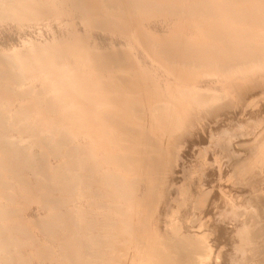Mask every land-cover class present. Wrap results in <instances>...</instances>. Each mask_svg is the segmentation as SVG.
Instances as JSON below:
<instances>
[{
    "label": "bare ground",
    "instance_id": "1",
    "mask_svg": "<svg viewBox=\"0 0 264 264\" xmlns=\"http://www.w3.org/2000/svg\"><path fill=\"white\" fill-rule=\"evenodd\" d=\"M149 17L163 18L161 23L166 30L157 32L145 24ZM63 18L77 21L65 23L66 34L63 30L64 33L54 32L45 42L31 40L30 48L21 46L4 50L0 47V264H118L127 249L123 251L117 242H129V246H124L134 248L135 252H132L139 258L138 263L143 260L141 264H218L215 260L219 257L217 243L224 240L230 243V240L231 249H235L233 245L237 241L234 238L232 241L233 230L241 232L245 221L235 220L232 217L234 208L228 206L216 190L207 189L206 194H201L202 199L195 201L198 209L206 207V212L199 214V220L207 217V223H202L205 231L200 233L203 235L199 234L197 238L196 233L192 236L193 233L186 231L188 227L183 228L182 233H177V228L174 235L178 236L161 234V217L155 210L164 204L159 202L166 196V189L160 184L165 187L172 179L165 180L167 161L160 151L164 141L160 145L156 142L161 136L157 137L158 126L173 117V121L168 118L173 124L169 126L181 129L180 134L175 135L171 130L179 142L180 137L188 132L191 119L201 113L194 108L186 110L185 104L192 102L197 107H204V104L212 103V112H215V107L228 100L229 97L223 98L229 90L228 85L235 84L236 79L252 78L247 84H236L241 103L255 102L256 97L264 93V0H0V21L33 20L36 23ZM97 30L111 35L100 46L90 40ZM117 36L124 41L122 44ZM124 46H127L126 51ZM136 46H140L141 52L154 62V66L140 62L143 54L133 49ZM116 71L126 77L120 78L121 73L117 75ZM163 72L172 73L175 83L163 76ZM208 76L216 79L200 81ZM120 81L126 86H119L123 88H118L120 90L115 88L118 91L114 94L113 85ZM254 87L258 91L250 94L249 88ZM125 94L127 98H124ZM136 96L141 101L136 107L146 106V100L145 103L152 104L153 109L159 105L153 116L154 125L145 129L144 125L140 127L139 120L134 119L135 110L124 103L133 101ZM213 101L218 102L215 105ZM68 107L71 111H66ZM81 107L85 111L82 112ZM263 110L255 113L257 117ZM48 118L53 120L46 121ZM90 122L96 123L91 129L93 136H89L90 132L89 135L83 134L86 131L81 133L84 140L93 138L86 144L90 153H94L88 158L85 143L82 148L74 139L81 138L77 134ZM145 131L151 134L149 138L152 137L146 138V142L143 141L147 135ZM103 144L113 145L114 153H110L114 156L113 165L115 163L117 167L112 168L109 162L107 165L118 169L115 174L121 178L122 172L129 169L128 176L119 182L107 177L108 172L102 168L103 156H96ZM260 159L261 164L263 151ZM259 165L256 164V168ZM160 179L163 182L159 183ZM246 185L252 189L256 187L253 183ZM243 197V203L253 201L247 197L243 200ZM207 199L210 202L206 204ZM103 200L114 204L108 206ZM30 204L43 213L27 215ZM97 213H103L105 217L99 219ZM111 213L117 219L122 218L124 223L111 226V218H108ZM231 217L240 225L228 229L224 223H228ZM196 221L197 218L191 221V229L199 224ZM252 225L255 224L252 222ZM124 226L127 234L125 232L123 238H117ZM197 227L201 229V225ZM254 228L247 230L251 234L244 231L245 236L248 235L246 244L253 246L256 243L255 247H249L250 250L258 249L259 243H264V231L261 233L256 227L261 233L258 232V237ZM207 248V255L205 251L202 255L201 250ZM227 255L224 253V260L226 258L229 264L237 261ZM240 255L241 264H264V252L260 250L246 257Z\"/></svg>",
    "mask_w": 264,
    "mask_h": 264
},
{
    "label": "rangeland",
    "instance_id": "2",
    "mask_svg": "<svg viewBox=\"0 0 264 264\" xmlns=\"http://www.w3.org/2000/svg\"><path fill=\"white\" fill-rule=\"evenodd\" d=\"M63 19H60V20H50V21L49 20L37 21L36 23L33 20L32 21H18V22L17 21H13V20H6V21L5 20H3V21L1 20L0 22H2V23L0 24V47H1V49L4 48V50L10 49V48L13 49V47L14 48H22L23 46H27V47L30 48L31 44L29 43V41H31V40H33L36 43L45 42V39H49L54 34V32L60 31V33L61 32L64 33V31H65L64 34H66L67 29H66V27L64 28L65 23L66 22H69L70 23L73 20H70V19H64L63 20ZM161 19L163 20V18H150L149 17V18L145 19L144 23L147 24V25H149L150 27L154 28L155 31L163 33L166 30V28H164L165 25H163V23H161V21H162ZM166 20H167V18H166ZM40 22H42V23H40ZM73 22H77V21L75 20ZM79 27H82V26L79 25ZM45 28H47V29H45ZM92 34L93 35H92V37H91L90 40L93 43H95V44H97L99 46H100V44L102 42H106L107 38L109 36H111L110 34L104 32V31H101V30H97V31H95V33L93 32ZM118 40H119V37H118ZM121 41L122 40H119V42L122 44L124 41H122V42ZM171 43L173 44V42H171ZM117 44H119V43H117ZM139 47L140 46H136L133 49L134 50H137L139 53H142ZM187 47L188 46H186V48H185L186 49L185 53H187V49H188ZM190 47H192V46H189V48ZM117 48L118 49L120 48V51L122 49L121 47H117ZM123 49L124 50L127 49V46H124ZM190 49H192V48H190ZM149 54H151V53H149ZM142 61L144 63H146V64L149 63L148 64L149 66H154V62L153 63L150 62L149 58L147 56H145L144 54H143V59L140 60V62H142ZM78 65H80V64H78ZM73 66H77V65L76 64H73ZM117 73H114V74L116 75ZM119 73H121V74L119 75ZM119 73L117 75L121 76L120 78H123L122 76H124L123 75L124 73L123 74H122V72H119ZM169 74L170 73L163 72V76L168 77L170 79V81L173 80L172 82L175 83L174 81L176 79H174V75L172 73L170 75ZM171 76H173V77H171ZM124 77H126V75ZM211 78L212 77H210V76L206 77L205 79L204 78H200V81H202V80H206L207 81L208 79H211ZM212 79L214 80V79H216V77H213ZM248 79L249 80H245V79H242V80L241 79H238L237 80L236 79L235 80L236 82H234V80H231V82H234L235 83L232 86L227 84L229 86V88H228L229 90L226 92L227 94H225L223 100L225 98H228V97L229 98H228V100H225L224 103H223V100H221V102L224 105L227 104V103H229V104H227L225 106L224 105H222V106L218 105L217 106V107H221L223 109H219V108L215 107L216 108L215 109L216 111L215 112L214 111L212 112V109L214 107V104L211 105L212 103L211 104L208 103L206 105L204 104L203 105L204 107H202V106L197 107L195 105V103L189 102V105H187V103H188L187 102L185 104L186 106L184 107L186 110H188L190 108H194L197 112L200 111L201 113L199 112L200 114L196 115L197 118H194L193 117L191 119L192 122L191 121L189 122L190 125L188 126V129H187L188 132H186L184 136H181L180 139L178 138L179 139V142H178L177 138H174L173 137V134L174 135L175 134H178V132L180 134L181 129L180 130H175V129H173V127L169 126V125L172 124V122L170 121V119L172 121L174 120V119H172L173 117H168L170 119L167 118V120H166L167 124H166L165 121L163 122V123H165L166 126L165 125H162L163 123H161L159 125L161 127L158 126L160 133L158 132V136L157 137H159L160 135L161 136L159 137V139L158 138L156 139L157 140L156 142L157 143L159 142L158 145H160V143H163L162 141H164V144H163L164 147L162 148L163 150H160V151H162L163 154H164V156H166V160L165 161H167L166 164H165V166H164V167H166L165 168V174H164L165 180L167 178H169V179L171 178L172 179V182H169V185L166 184L167 186H165V187L163 186L164 184L161 183V182H163V180L162 179L159 180V183H161L160 184V187L162 189H164V188L166 189V196L164 198H162V200H165V202L162 201L161 199H160V202H159V204H161V203H164V204L162 206H160V208H157L155 210L156 211V215L159 214L160 217H161L160 218V229L162 228L161 229L162 230L161 231V234H164V235H167V236L170 235V234L171 235H174L177 232V230H176L177 228H178V231H179L177 233H182V231H184L183 228L188 227L186 231L190 232L191 235L193 233L192 236H195V234L198 233V234H196L197 235L196 237L198 238L199 234H201L200 232L205 231V230H203L204 228L202 227V223L203 224H206L207 223L206 222L207 217H203L202 219L199 220V214H200V212L205 213L206 212V210H205L206 207L203 206L205 208V209H203L202 206H201L200 209H198L195 206V201H196V199H199V198L202 199L203 195H201V194L202 193L203 194H206L205 191H207V189H208V191H210V190H212V191L214 190L215 191L216 190L215 192L217 194H219V197L222 198L223 200L227 201L228 202V206H230L231 208H234L235 211L233 209L232 210L235 212V214L232 217L235 218V220H238L240 222L245 221V223H242L244 227H243V229H242L241 232H239L238 229H237L238 230L237 233H236V231L233 230L232 241H233V238H234V240L236 239L235 241H237V242H235L236 244L233 245L235 247V249L233 248L234 251L231 249L232 245H231V241L230 240H229L230 243H228L226 240H224V242L220 241L221 243L218 241L219 243H217L216 246H217V252L219 254V257H217L215 259L218 262V264H224V263L225 264H229L230 263V262L226 261V258L224 260V253L225 254L226 253L229 254L227 256L230 257V258L233 257V260L234 259L235 260L237 259V261L234 264H241L242 261L240 262L241 259H240L239 255L242 252H244V253H242L240 255L242 257L243 256L246 257L247 255L249 256L250 254L254 253V251H256V250H260L261 253L264 252V250H263L264 249V243L262 244L260 242L259 243L260 244L259 247L261 245L262 246L260 248L258 247V249L251 248L253 250L252 251V250H250L249 247H255L256 246L255 245L256 243H254L253 246L252 245L249 246L248 244H246V241L247 240L245 238V237L248 236V235L247 236H245V235H246V232H247V230L249 228L251 229L253 227H255V228L257 227V229L258 228L260 229V230L259 229L258 230L261 233H262V230L264 231V228H263L264 227V218H263L264 215H262V214H264V212H263L264 210H262L264 208H260L261 206L264 207V196H263L264 195V190L262 189V187L264 188V175L261 173V172L264 173V166L262 165V164H264L263 163L264 161L261 164L259 163V162H261L260 161L261 160L260 158H262V151L264 152V110L262 111L260 117H257V115L255 114L258 111H259L258 113H260V109L261 108L264 109V93H260V95L258 97H256V99L254 100L255 102L250 101L251 103L249 104V102L244 101L245 103L244 102L241 103L239 101L240 99L238 98L239 97L238 96V90H237V87H236L238 85H236V84H239V83L240 84H242V83L243 84H245V83L247 84V82H249V81L251 82L252 81V78H248ZM226 80L228 81V79H226ZM244 81H246V82H244ZM120 83L122 85L124 82H121L120 81ZM120 83L117 84V82H116L115 84H117V86L115 87V84H114L113 85L114 86L113 88L114 89L115 88L118 89L120 87H125L126 86V85L125 86H123V85L121 86ZM215 85L217 87L219 84L216 82ZM231 87H232V89H231ZM117 89L114 90V94L118 90L123 89V88H120L118 90ZM253 89L252 88L251 89L249 88V90H250L249 93L250 94L256 93L258 91V89L255 88V87ZM234 90H237V92L234 91ZM251 90H253V91L251 92ZM165 93L166 92H164L163 94H165ZM236 93H237V95H236ZM118 94H119V92H118ZM126 96L127 95L125 94L124 95V98H127ZM162 97L165 98V99L166 98H169L166 95H163ZM122 98L123 97H121L120 99L122 100ZM134 98H132L133 101H131V102L129 100H128V103L127 102H124V100L122 102H124L127 106L129 105V107H130L131 110H133V111L135 110V112H134L135 113V118L134 119L137 122L140 121L139 122L140 127L144 125L143 128L145 129V127L147 128L149 126L154 125L153 123H155V120H154L153 116L158 111L157 108H158L159 105L158 106H155L156 109H153V105L152 104H149V102L148 103H145L147 101L146 100V101H144V105H146V106H143V108H144L143 109L141 107V105H139V107H136V106H138V103L141 102L140 101V98H138V96H136ZM214 102H215V105H216L218 101H213V103ZM148 105L150 106L149 108H148ZM68 108H66V111H71V109L70 108L68 109ZM83 108L84 107H81L82 112L85 111V108L84 109ZM250 108H252V109H250ZM146 109H148V110H146ZM218 109H219V111H218ZM87 110H89V109H86V111ZM98 110H100V106H99V109ZM202 113L205 114V115H203ZM214 113H217V114H214ZM138 114H139V116H138ZM142 115H143V117H142ZM151 115H152V117H150ZM253 115L254 116L256 115V116L253 117ZM49 119L50 118L46 119V121H48ZM51 120H53V119H50L49 121H51ZM145 120H146V122H144ZM204 120H205V122H204ZM209 120H210V122H209ZM149 122H151V123H149ZM221 122H223V123H221ZM146 123H147V125H146ZM92 126L95 127L96 126V123L95 122L87 123V125H85L84 128L82 127L83 130L79 131V134H77V135L78 136H81V138H83L85 134L87 135L90 132L89 133L90 135L89 134L88 135L89 136H91V135L93 136L92 130H91V129H93ZM87 127H89V128H87ZM165 127H166V129L168 128L167 131L165 130L166 132L164 131V129L162 130V128H165ZM85 128H87V129L85 130ZM196 128H197V130H196ZM171 130L173 131V134H172V131ZM83 131H86V132L83 133ZM193 131H194V133H192ZM145 132H144V135H145ZM81 133H83L84 135L81 134ZM149 136H151V134L149 135V133H147V135H145V137H143V139L145 138V140H143V139L142 140L146 142V138L147 139L152 138V137L149 138ZM78 138H80V137H77L76 139H74V140H76V142L74 140L73 141L77 145L79 143V145H81L82 148L88 143V141L90 139H93L92 137H90V139H88V140H84V138L83 139H81V138L78 139ZM78 140H80V141L82 140V142L80 143V142H78ZM83 140H84V142H83ZM239 140H241V142ZM91 141H92L91 143H93V140H91ZM82 143H85V145H83ZM103 145L105 146L106 144H103ZM107 145H106L107 147L105 146L106 148L104 146L103 147L100 146V149L101 150L98 149L96 151V156L97 157H100V156L102 157L103 156L102 158L101 157L100 158H101V160H104L102 162V165L104 164L103 165L104 167H102V168L105 169L108 172L107 173V177L109 176L110 178H115L114 181L116 180V182L117 181L119 182L121 179L126 178V176H128L127 174H128L129 169L128 170L126 169V171H127L126 173L127 174L124 173V172H122L123 174L121 173L122 174L121 175V178L117 174H115L116 170H118V169H116V170L115 169H112L113 166H115V163L113 165V160H114L113 158H114V156H113V154H111L113 152V149H112L113 145H111V144H107ZM86 147H84V148L85 149H88V146L87 145H86ZM108 149H109V151H108ZM87 151L86 152L88 153V156H89L88 158H91L92 156H94L93 155L94 153L93 154H92V152L90 153V150L89 149ZM110 151H111V153H110ZM148 151L150 152V150H148ZM100 153H101V155H100ZM109 153L111 154V156L109 155ZM106 154H108V155H106ZM104 156H106L107 158H104ZM108 156H110L109 157L110 159L108 158ZM100 158H98V159H100ZM104 162H106V163H104ZM240 162H242V163L245 162V163L243 165L242 163L239 164ZM107 163L110 164L112 168L110 167V165H107ZM238 164L240 165L239 167L237 166ZM256 164H257V166L260 164L259 167H258L259 169L256 168L257 167ZM244 166H246V167L244 168ZM107 167H108V169H107ZM115 167H117V166H115ZM252 167H253V170H252ZM254 168H255V171H254ZM240 171L242 173L243 172L244 173L242 174ZM248 171L249 172L251 171V173L249 174ZM82 172L84 173V171H82ZM239 173H241L242 175L239 174ZM124 174H125V176H124ZM253 174H256V175H253ZM161 176L163 177V174H161ZM250 177L252 179L254 178V180H252ZM255 177H257V178H255ZM260 178H262V180ZM240 179H243V180H240ZM165 180H164V182H165ZM253 181H255L256 184ZM248 182H250V183H248ZM240 183H245V184L242 185ZM252 183H253V185L255 184L254 185V186H256L255 189L254 188L252 189V188L248 187V185H246V184H250L251 185ZM210 184H211V186H214V185L215 186L214 187H211ZM242 188H244V190ZM248 189H251V190H248ZM217 190L218 191L220 190V191L218 192ZM244 192H245V194H244ZM246 192L251 193V195L250 194L248 195ZM260 192H262L261 195H260ZM254 193L257 194L256 195L257 198L259 197V195L261 197H259V199H257L255 197V194ZM223 194H226L227 196L226 195H223ZM242 197H243V200L246 199V197H247V199H249V200L251 199L253 201H251L250 204H248L249 203L248 201L247 202L245 201V203H243ZM103 198H106V196H104ZM104 200L102 201L103 203L106 202V204L108 206H113V204H114L113 201H108L107 202V201H104ZM209 200L210 199H207L204 202H206V204H207V202H210ZM259 200H261V201L263 200V202H259ZM254 201L255 202L258 201V202L253 203ZM103 203H102V205H103ZM109 203H112V204L110 205ZM252 203L254 204V206H252L253 205ZM165 205H167V206H165ZM203 205H204V203H203ZM259 205H260V207H259ZM119 207H121V206L119 205ZM122 207H123V205H122ZM27 208H28L27 210H29V212L27 211V215H30V216H32L33 214H37V212L38 213H41V214L43 213L39 209L37 210V207L34 204L33 205L30 204L29 207H27ZM95 209H96V207H95ZM158 209L160 210V212H159ZM193 210L195 211V214L196 215L194 214V211ZM257 211H258V213H257ZM111 214H113V216ZM111 214L108 215V218L109 219L111 218V220L109 221V223L111 222V226H114L115 224L116 225L117 224H121V222H123L122 221L123 220L122 218L117 219L118 217H116L114 215V213H111ZM236 214L237 215L240 214V216H237ZM37 215H39V214H37ZM242 215H243V217H242ZM97 216L100 217L99 219H102L103 217H105V216H103V213L101 215L97 213ZM248 216L251 217L252 221L250 220V218L248 219ZM184 217L186 219H184ZM232 217H231V220L228 223L227 222L224 223V224H227V226L224 225V227L226 226L228 229H231L232 227H234L237 224L236 223L237 221H235ZM195 218H197V220H198V221H196V223L197 222L199 223V224H197V226L201 225V227H200L201 229L200 230L196 226V224H195V226H192V229L190 227V225L192 224V222H193V220ZM163 219H164V221H163ZM256 219L258 221H256ZM112 220H114V221H112ZM118 220H120L119 223H118ZM168 220H169V222H168ZM249 221L251 223H249ZM230 222H232V224H230ZM252 222L255 225H252ZM116 225H115V227H116ZM172 225H174L175 227L174 226L172 227ZM239 225L240 224H237V226H239ZM249 225H251L253 227H250ZM125 227L126 226H124L123 229H121L122 232L119 231L117 233V235H116L117 238H123L127 234V231L128 230ZM179 228H180V230H179ZM255 228H254V230L256 231L257 229H255ZM163 230L166 231V232H164ZM258 230L256 231L257 232L256 234L259 237V234L261 235V233ZM244 231H246V232H244ZM125 232H126V234H125ZM258 232H259V234H258ZM235 233H236V235H235ZM247 233H249V231ZM203 234H201V235H203ZM241 234H243V235L241 236ZM249 234H251V233H249ZM252 234H253V232H252ZM262 235H263L262 236V238H263L264 237V233H262ZM174 236H178V235H174ZM235 236H236V238H235ZM240 237L241 238L244 237V238L241 240ZM208 238H209V236L206 238L207 241H208ZM244 240H245V243H244ZM128 243L129 242H126V244L129 246ZM126 244H124V243H118V242L116 243V245L118 247L122 248L123 251H125L127 249L126 250L127 253L125 255L126 257L124 256V258L123 257L120 258L119 261H118L119 262L118 264H120V263L121 264H129V263L130 264H133L134 261H135L134 258H136V261L139 260V258L137 256L135 257V255L133 254V252H135V250H133L134 248H132V249L129 248L128 249L126 246H124ZM240 244H242V247H241ZM236 245L240 246V247L237 246V248H239V249L236 248ZM224 248L228 252L226 250H223ZM240 248L241 249L243 248V250H241ZM261 248H262V250H261ZM245 250H246V253H245ZM204 251L206 253L208 251V248L206 250H203V249L201 250L202 255L205 254ZM237 251L240 252V253H238L239 255L236 254ZM247 251H248V253H247ZM257 252H259V251H257ZM231 253H235V254H231ZM129 255L130 256L132 255V256L130 257ZM205 255H207V253ZM221 255H222V257H221ZM235 255H236V257H235ZM254 256H257V253L254 254ZM225 257H226V255H225ZM128 258H129V261L131 260L132 262L131 261L129 262L127 260ZM142 261L143 260H141L139 263L137 261L135 264H141ZM116 264H117V262H116Z\"/></svg>",
    "mask_w": 264,
    "mask_h": 264
}]
</instances>
